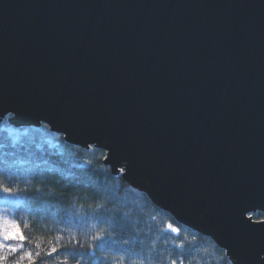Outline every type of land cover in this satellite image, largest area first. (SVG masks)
<instances>
[{
    "label": "water",
    "instance_id": "1",
    "mask_svg": "<svg viewBox=\"0 0 264 264\" xmlns=\"http://www.w3.org/2000/svg\"><path fill=\"white\" fill-rule=\"evenodd\" d=\"M0 113L264 264V0H0Z\"/></svg>",
    "mask_w": 264,
    "mask_h": 264
},
{
    "label": "trees",
    "instance_id": "2",
    "mask_svg": "<svg viewBox=\"0 0 264 264\" xmlns=\"http://www.w3.org/2000/svg\"><path fill=\"white\" fill-rule=\"evenodd\" d=\"M105 156L68 144L45 124L15 129L0 123V186L13 190L0 191V218L18 222L27 237L4 264L24 252L33 254V264H231L212 239L114 176ZM98 185L105 191L97 192ZM253 219L264 220V213Z\"/></svg>",
    "mask_w": 264,
    "mask_h": 264
},
{
    "label": "snow or ice",
    "instance_id": "3",
    "mask_svg": "<svg viewBox=\"0 0 264 264\" xmlns=\"http://www.w3.org/2000/svg\"><path fill=\"white\" fill-rule=\"evenodd\" d=\"M9 122L11 123L15 117L11 112L6 113ZM5 115L4 113H0V118ZM89 149H98L99 145H87ZM108 157L105 156V160H107ZM90 163V162H89ZM113 168V166L111 165ZM117 169V168H113ZM119 173H124L125 169L123 166H120L118 169ZM97 192H103L105 191L103 185H98L95 189ZM0 191L12 195L13 190L10 187L6 186H0ZM37 193L41 192L40 188L35 189ZM254 209H249L248 207L241 209V214L244 215L245 211H251ZM250 221V220H249ZM262 225H264V221L261 222ZM27 227V225H25ZM169 228L171 231L178 232L179 230L172 227V225H169ZM102 237L96 236L93 237V239H101ZM27 239V237L23 234V231L21 229V226L18 222L10 221L7 219L0 218V264H4L5 261H8L9 256L13 253H18L24 248V241ZM15 241L16 243H11ZM39 245H37L38 247ZM56 252V248L53 247L47 255L51 256L53 253ZM37 256H39V253H36ZM27 258L29 261V264H33V254L31 252H24L19 256V259L15 260L13 264H21V262ZM261 260H264V255L260 256ZM171 264H176V260H172Z\"/></svg>",
    "mask_w": 264,
    "mask_h": 264
}]
</instances>
